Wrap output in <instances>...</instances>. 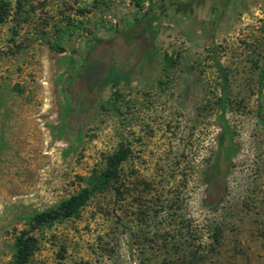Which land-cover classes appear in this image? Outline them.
I'll return each mask as SVG.
<instances>
[{
	"label": "rangeland",
	"instance_id": "374dc122",
	"mask_svg": "<svg viewBox=\"0 0 264 264\" xmlns=\"http://www.w3.org/2000/svg\"><path fill=\"white\" fill-rule=\"evenodd\" d=\"M153 2L147 42L149 0L13 1L0 22V264L121 148L107 190L35 227L30 264H264V0ZM111 65L132 68L116 98Z\"/></svg>",
	"mask_w": 264,
	"mask_h": 264
},
{
	"label": "trees",
	"instance_id": "16d2710c",
	"mask_svg": "<svg viewBox=\"0 0 264 264\" xmlns=\"http://www.w3.org/2000/svg\"><path fill=\"white\" fill-rule=\"evenodd\" d=\"M13 1L17 2V8L21 10L23 4L27 0H0V22L5 21V19L9 15L13 6ZM146 1L147 0H134V4L139 10H141ZM149 1L151 3L150 10L145 11L141 16L136 18L137 22L143 25L142 32L144 37L142 38V41L144 42L149 41V36L154 32V21L159 14L153 12L155 10L153 0ZM100 46L102 45H99V43H95L93 48H98ZM132 55H134V57L131 58ZM143 55H146V50L144 52L143 44L141 46L139 45V47L135 46V48L133 45V49L130 52V58L140 59L141 57H143ZM95 63L96 62L94 61L93 65ZM86 65L87 60L82 63V66ZM91 67L92 64L90 63L88 66V71L81 75L82 77L85 76L88 78V87L90 89L93 87V84H96L98 82L97 79L91 77ZM131 73L132 68L126 67L122 70L117 65H111L107 74L103 78L102 86L110 85L112 86V88L114 87L115 90L113 92V98H116V95H118L117 87L123 80L129 79ZM263 76L264 70L261 73V80L263 79ZM75 78L76 77H73L71 81H74ZM85 96L86 92L84 91L82 97ZM73 99L75 101L79 100L78 96L74 97ZM71 103L72 102L69 103V114L72 105ZM233 152L234 150L231 146H224V144H221V152L218 155L215 166H218V163L222 157L225 160H228L233 155ZM126 157L127 150L123 148L109 154L106 157L105 167L100 171H94L91 175L86 177L85 179L87 185L78 193L70 196L68 199L62 202L61 206L57 208H50L48 210L37 212L36 214H34L33 217L30 218V227L22 229L16 236L15 253L13 256L12 264H30V259L38 246V240L35 236V227H38L45 222L72 217L78 211V209L83 206L95 193L105 191L110 187L111 183L118 176V169L120 164Z\"/></svg>",
	"mask_w": 264,
	"mask_h": 264
}]
</instances>
